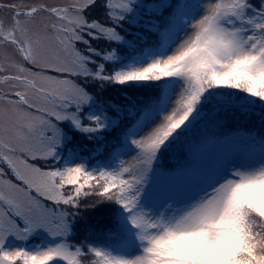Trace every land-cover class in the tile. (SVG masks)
Segmentation results:
<instances>
[{
  "label": "snow or ice",
  "instance_id": "snow-or-ice-1",
  "mask_svg": "<svg viewBox=\"0 0 264 264\" xmlns=\"http://www.w3.org/2000/svg\"><path fill=\"white\" fill-rule=\"evenodd\" d=\"M0 11V264H264V0Z\"/></svg>",
  "mask_w": 264,
  "mask_h": 264
},
{
  "label": "rangeland",
  "instance_id": "rangeland-1",
  "mask_svg": "<svg viewBox=\"0 0 264 264\" xmlns=\"http://www.w3.org/2000/svg\"><path fill=\"white\" fill-rule=\"evenodd\" d=\"M0 2H6V0H0ZM25 2H32V0H25ZM50 3H67L69 0H49ZM8 15L5 11H0V17H6ZM4 55L3 52H0V57ZM3 87H7V85H4ZM76 242V241H73Z\"/></svg>",
  "mask_w": 264,
  "mask_h": 264
},
{
  "label": "trees",
  "instance_id": "trees-1",
  "mask_svg": "<svg viewBox=\"0 0 264 264\" xmlns=\"http://www.w3.org/2000/svg\"><path fill=\"white\" fill-rule=\"evenodd\" d=\"M82 238V237H81Z\"/></svg>",
  "mask_w": 264,
  "mask_h": 264
}]
</instances>
